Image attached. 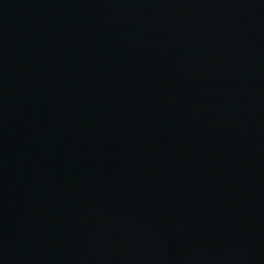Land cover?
I'll return each instance as SVG.
<instances>
[{"label":"water","instance_id":"water-1","mask_svg":"<svg viewBox=\"0 0 264 264\" xmlns=\"http://www.w3.org/2000/svg\"><path fill=\"white\" fill-rule=\"evenodd\" d=\"M0 264H264V0H0Z\"/></svg>","mask_w":264,"mask_h":264}]
</instances>
